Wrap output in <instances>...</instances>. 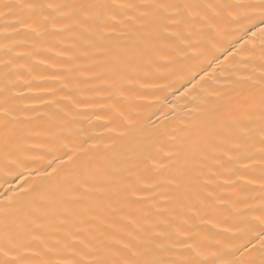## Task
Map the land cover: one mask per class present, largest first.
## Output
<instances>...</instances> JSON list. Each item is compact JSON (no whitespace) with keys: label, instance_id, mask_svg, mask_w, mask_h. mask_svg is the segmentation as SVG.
Segmentation results:
<instances>
[{"label":"bare ground","instance_id":"1","mask_svg":"<svg viewBox=\"0 0 264 264\" xmlns=\"http://www.w3.org/2000/svg\"><path fill=\"white\" fill-rule=\"evenodd\" d=\"M88 2L96 0H0L5 13L0 15V108L16 117L7 143L0 128V207L9 212L10 237L34 251L46 246L56 250L55 258L70 259L64 249L73 235L85 243L99 239L101 231L119 238L131 218L130 230L138 228L133 236L163 245L164 255L175 261L259 260V241L252 237L264 204L259 122L249 125L253 131L246 137L229 127L259 102L257 81L264 73L259 37L249 41L251 33L244 36L222 9L201 10V16L169 27L164 41L137 56L129 76L133 83L123 89V98H110L104 70L112 53L131 50L138 36L160 24L141 15L148 9L119 7L89 9L92 18L82 23L73 6ZM33 4L40 7H28ZM129 120L142 124L134 136L128 135L136 126ZM61 129L58 144H66L69 153L79 149L83 164L61 165L59 178L45 177L41 173L50 171L49 161L67 159L65 149L50 150L46 135ZM153 165L154 172L145 171ZM95 169H116L120 187L130 175H144L153 187L137 192L136 203L123 192L93 195L86 204L53 203L55 188H70ZM65 207L75 211L62 214ZM3 236L0 226V242Z\"/></svg>","mask_w":264,"mask_h":264},{"label":"snow or ice","instance_id":"2","mask_svg":"<svg viewBox=\"0 0 264 264\" xmlns=\"http://www.w3.org/2000/svg\"><path fill=\"white\" fill-rule=\"evenodd\" d=\"M5 8H10L9 5H4ZM30 8H38L39 5H29ZM66 7V5H52L48 4L47 8ZM110 7L119 8H145L150 11L144 12L143 17L151 16L154 23H159L160 27L153 29L147 34L138 36L133 48L129 51H115L110 58V67L106 68L105 74L109 75V87L113 90L109 93V97L119 94L123 98V89L130 87L133 81L129 78L130 73L136 69V57L144 52L152 49L155 44L166 39L168 28L172 26H179L186 21L193 20L201 16V10L212 11L215 13L216 9H222L230 17V19L237 24L244 36L249 37V41L255 40L259 37L260 47L264 50V0H243L237 4H217L212 3L201 4L199 0H151V2L142 3L139 5H110L103 0H96V2L81 3L73 6L74 11L80 13L81 22L87 23L92 17L88 15L89 9L106 10ZM0 15L5 13L0 12ZM206 18V17H205ZM110 19H115L111 16ZM176 35V34H174ZM245 43H248L246 41ZM211 66V65H209ZM99 75V74H98ZM249 81L251 77L247 78ZM260 89V97L258 104L253 102L248 106L247 115L242 118L234 119L230 122L229 127L243 136L253 131L252 125L255 121L259 122V164L264 170V73L261 74L257 81ZM258 112L256 115L251 113ZM123 117V113H120ZM16 117L13 116L12 111L0 108V128L5 131V142L7 143L14 134V124ZM129 125H136L130 127L128 135L134 136L142 124L139 121H128ZM65 130L48 132L46 135L51 137L50 143L52 145L51 151H58L61 148L65 149L63 155L67 157L66 160H60L59 157H54L46 165L50 171H45L41 175L51 178H59L62 168L61 165H72L73 167H80L83 161L80 159V150H67L66 144H58V141L64 137ZM239 147V146H237ZM172 153L166 157L171 159ZM147 158H145L146 160ZM251 159V157H249ZM60 160V165L53 167V164ZM246 167V166H245ZM155 165L145 171H155ZM118 172L112 169L109 173L95 169L81 179H75L71 183L70 188L61 190L59 187L54 189L53 203L60 201L64 204H86L88 198L97 195L102 196L106 192H123L126 195L123 197L130 203L137 201L132 199L136 197L137 192L147 191L153 185H146L144 175L133 179L130 175L128 182L122 187L117 185ZM264 178V174H262ZM121 179H124L121 177ZM174 179L171 183H175ZM38 211H40L38 209ZM45 214L47 210H44ZM75 209L63 208L62 214L74 212ZM9 212L0 207V226L4 229L3 241L0 242V264H209L206 259H191L183 261H175L164 255V246L155 244L151 241H142L133 236V230L138 231V228L130 230L133 225L131 218H128V224L122 225L120 228L121 235L119 238L114 233L101 231L100 238L93 237V241L85 243L80 239L79 234L71 237L68 245H65V253L70 256V259H61L56 257V250L44 246L41 250H33L31 245L21 242H14L9 235ZM67 223V221H65ZM252 237L259 241L260 258L259 260L252 259L247 264H264V204L261 205V215L255 218ZM39 241V237L34 238ZM250 241H246L243 247L248 249ZM256 246L253 245V250ZM203 255V254H199ZM212 264H217L215 257H213ZM218 264H231L228 261H219Z\"/></svg>","mask_w":264,"mask_h":264}]
</instances>
